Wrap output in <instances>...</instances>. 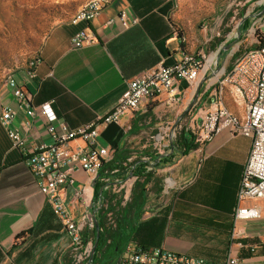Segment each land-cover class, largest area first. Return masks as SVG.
<instances>
[{"label":"crops","instance_id":"crops-1","mask_svg":"<svg viewBox=\"0 0 264 264\" xmlns=\"http://www.w3.org/2000/svg\"><path fill=\"white\" fill-rule=\"evenodd\" d=\"M173 8L174 0H111L88 23L72 25L68 21L54 26L42 41L33 74L27 75L25 68L15 74L34 109L32 116L19 106L11 89H1L0 105L13 109L11 126L19 132L24 148H11L0 121V264H39L37 254L41 252L42 264H56L57 252L68 248L64 225L53 214L25 159L37 145L53 144V135L60 133L61 125L74 129L106 116L126 81L160 62L171 65L193 53L171 21ZM122 12L126 13L125 24L119 19ZM78 31L88 37L81 47L70 42ZM216 62V56L206 60L193 85L176 84L177 102L169 103L166 95H157L143 101L138 111L123 117L120 124L98 128V144L116 150L114 165L126 166L136 158L153 160L152 142L158 134L175 135L181 125L191 132L200 127L210 107L211 92L231 67H215ZM221 92L226 108L241 119L245 114L241 97L229 85ZM46 102L51 103L53 121L40 109ZM198 135L199 131L191 139L195 142ZM68 145L83 147L84 142L75 139ZM250 146L249 138L231 136L222 129L185 155L171 151L174 157L170 162L153 167L151 188L143 190L142 204L137 191L132 194L131 190L133 203L126 216L129 241L210 261H220L230 251L239 264H264V199L253 202L260 210L258 219L232 218ZM115 174L107 176L110 187L115 179L124 184L134 181L130 173H122L121 178ZM73 178L74 186H63V191L67 211L75 217L89 206L95 187L102 182L92 172L75 171ZM168 180L181 193L163 213L157 206ZM79 187H83L80 198L74 195ZM22 232L25 238L13 247L14 237ZM30 240L36 241L35 246L28 244ZM62 262L68 263L66 255Z\"/></svg>","mask_w":264,"mask_h":264},{"label":"built area","instance_id":"built-area-1","mask_svg":"<svg viewBox=\"0 0 264 264\" xmlns=\"http://www.w3.org/2000/svg\"><path fill=\"white\" fill-rule=\"evenodd\" d=\"M110 1L88 0L87 6L76 11L75 17L70 19L69 23L72 25L88 23L97 18ZM125 18V12L119 14V19L123 24H125ZM259 21L261 22L256 28L264 40V35L261 33L264 21L261 17ZM110 23L111 20L106 22V24ZM216 36H219L218 32ZM87 40L88 37L84 31H78L71 37L70 42L75 47H81ZM205 61L204 55L198 53L195 57L192 53H188L184 54L180 61L171 65L158 63L154 68L145 70L125 82V89L117 103L106 116L95 121V127H87V123L74 129L61 125L60 133L53 135V144H39L27 155L25 163L35 178L40 192L50 204L53 214L64 225L65 235L69 239L67 264H92L94 248L93 243L87 240L88 235L94 232L98 218L103 221L104 219L112 221V212L107 210L109 202L105 203L101 194L94 203L91 201L80 214L75 217L70 215L64 202L63 186H74L73 173L75 171L95 173L102 182L101 192L103 194L123 192L124 200L128 199L121 180L115 179L113 186L110 187L107 176H98L103 164L112 159L114 152L113 148L98 144V128L110 123L120 124L123 117L137 112L143 101L157 95H166L169 103L177 102L179 93L176 84L182 82L188 86L193 85ZM37 62L35 58L28 63L25 67L27 75L33 74ZM225 80L238 83L246 93L247 113L243 114L241 119H233L225 111L219 109L218 88L220 82ZM4 86L11 89L19 106L25 107L27 113L32 116L34 109L29 106L28 95L17 81L15 74L5 77ZM209 97L210 107L205 113L203 123L198 128L199 135L195 143L209 140L222 129L227 130L231 136L240 135L251 140L250 150L241 172L232 218L233 221L258 219L260 210L253 202L264 199V46L248 50L238 56L229 70L222 74ZM40 109L48 121L55 120L50 102L40 105ZM13 117L14 111L11 107L0 105V121L5 127L11 148L23 150L24 145L20 134L11 126ZM28 125L29 123L26 122L25 126ZM174 136L173 133L167 132L158 134L152 142L155 155L164 156L173 143ZM75 139H81L84 146H69V142ZM145 171L152 172L153 167L146 166ZM132 178L133 182L137 180L136 176ZM150 188V182L143 184L144 192H149ZM177 190L178 188L174 187L171 181H164L160 190V200H165L172 191ZM74 195L80 198L83 195V187L76 188ZM113 261L114 259L110 263ZM239 263L240 260L230 251L224 255L222 260L210 261L163 248L141 247L129 240L120 249L114 262V264Z\"/></svg>","mask_w":264,"mask_h":264},{"label":"rangeland","instance_id":"rangeland-1","mask_svg":"<svg viewBox=\"0 0 264 264\" xmlns=\"http://www.w3.org/2000/svg\"><path fill=\"white\" fill-rule=\"evenodd\" d=\"M80 3L81 0H0V92L4 87L5 77L16 74L35 59L46 34L54 26L72 19ZM260 17L264 21V0H174L171 21L176 32L184 37V43L187 41L191 45L193 56L196 57L199 53L204 55L205 60L216 56L217 67L232 65L238 56L257 48L260 34L256 27L261 22ZM246 19H250L247 26L244 25ZM217 32L219 36H216ZM261 33L264 35V25ZM220 85L223 89L225 85L233 89L228 80L221 81ZM182 128L184 125L175 132L173 143ZM188 131L191 138L198 133V129ZM172 151L177 149L173 148ZM133 184L134 182L124 184L128 197L126 200L123 192L105 193L109 199L107 210L112 212V221L104 218V221L101 220L105 233L101 255L105 258L113 253L110 248L120 235L122 215L126 220L133 203ZM180 193L181 191H172L165 200H160L158 211L168 212ZM148 206L147 203L146 207ZM93 238V232H90L87 240L94 243ZM28 244L35 246L36 241L30 240ZM67 249L62 248L57 252L54 260L56 264H62L65 255L68 258ZM41 253L37 254L40 256L39 264L43 261ZM107 258L106 264H114L116 257H113L112 263Z\"/></svg>","mask_w":264,"mask_h":264},{"label":"trees","instance_id":"trees-1","mask_svg":"<svg viewBox=\"0 0 264 264\" xmlns=\"http://www.w3.org/2000/svg\"><path fill=\"white\" fill-rule=\"evenodd\" d=\"M250 23V19H246L244 21V25L247 26ZM264 46V40L262 38V35L260 34L259 36V45L258 47H262ZM197 147V143H195L190 136L189 131H186L184 128L180 129L178 136L175 139V142L171 144V146L167 149L165 154H168L166 157L165 156H157L156 158L151 160L148 159V161H141L140 158H136L135 160L138 161H132L130 163H127L126 166L123 165H114V161L113 158L115 156L116 150H114L113 152V157L110 161L106 162L103 164L102 169L100 171V173L98 174V176H109V175H117L118 178H121V174H132L133 176L137 177V180L134 182L133 184V189H132V194H134L135 191H137L139 199L141 204L143 203V199H144V195H143V184L145 182H149V179L151 177V173L152 172H146L145 171V167L146 166H159L160 164H165L167 162H170L172 160V158L174 157V154L171 153L172 149L175 148L177 149L179 155H185L189 150H193ZM122 161V160H120ZM116 169L115 173H112L114 170ZM118 174V172H120ZM105 173V174H104ZM122 181V179H121ZM102 188V184H99V186L95 187V192L93 195V199H92V203L95 202L96 198L98 197L99 194H101L103 196V199L107 202H109L108 200V196H106V194H103L101 191ZM103 213V210H102ZM122 215V212H121ZM125 216L122 215V221H120V235H118V240L114 243V245L110 248V250H112V254L109 255V257L107 258L109 260V263L112 261L113 257H116L119 253V250L123 247V245L130 239V235H131V229L129 227L128 222L124 219ZM25 232L19 233L18 235H16L13 239V247H16L18 245H20L22 243V240L25 238ZM104 232H103V228H102V223H101V219L98 218L97 220V224L96 227L94 229L93 232V239H94V243H93V248H94V255L92 258V264H106L107 260L105 258V256L101 255V249L104 245ZM139 245V244H138ZM141 247H145L146 246H142L139 245ZM111 253V251H110ZM98 256V258L100 256H102L101 258H96Z\"/></svg>","mask_w":264,"mask_h":264},{"label":"bare ground","instance_id":"bare-ground-1","mask_svg":"<svg viewBox=\"0 0 264 264\" xmlns=\"http://www.w3.org/2000/svg\"><path fill=\"white\" fill-rule=\"evenodd\" d=\"M87 4H88V0H81L80 6H79L77 11H79V9H81V8L86 7ZM74 17H75V15L72 18H74ZM228 82L232 83L233 89L236 91V93L239 95V97H241V99L243 100L244 112L246 114L247 113V107H248V100H247L246 93L243 92V89L240 87V85L238 83L233 82L232 80H230V81L228 80ZM221 89H223V88L220 85V87L218 88L219 109H220V111H225V113L228 114L229 116H231L233 119H238L224 105L223 99H222ZM87 127H95V121H91V122L87 123Z\"/></svg>","mask_w":264,"mask_h":264}]
</instances>
